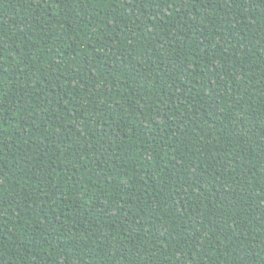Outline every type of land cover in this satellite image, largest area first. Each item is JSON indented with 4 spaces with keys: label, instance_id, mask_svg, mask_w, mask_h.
Masks as SVG:
<instances>
[{
    "label": "trees",
    "instance_id": "1",
    "mask_svg": "<svg viewBox=\"0 0 264 264\" xmlns=\"http://www.w3.org/2000/svg\"><path fill=\"white\" fill-rule=\"evenodd\" d=\"M0 264H264V0H0Z\"/></svg>",
    "mask_w": 264,
    "mask_h": 264
}]
</instances>
